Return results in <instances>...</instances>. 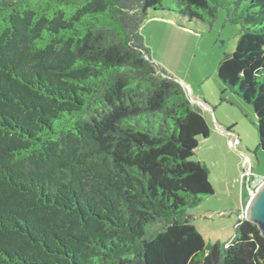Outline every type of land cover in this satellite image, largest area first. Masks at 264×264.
<instances>
[{
  "label": "trees",
  "instance_id": "16d2710c",
  "mask_svg": "<svg viewBox=\"0 0 264 264\" xmlns=\"http://www.w3.org/2000/svg\"><path fill=\"white\" fill-rule=\"evenodd\" d=\"M220 8L240 26L221 91L264 150V0H0V264H264L255 224L206 244L187 213L214 194L193 159L210 129L140 33L149 11Z\"/></svg>",
  "mask_w": 264,
  "mask_h": 264
},
{
  "label": "rangeland",
  "instance_id": "374dc122",
  "mask_svg": "<svg viewBox=\"0 0 264 264\" xmlns=\"http://www.w3.org/2000/svg\"><path fill=\"white\" fill-rule=\"evenodd\" d=\"M156 14L159 18H170L172 23L143 21L140 33L151 61L171 77L182 74L194 85L200 81L199 88L206 93L210 106L209 111L200 109L209 121L211 135L200 140L193 159L206 161L215 192L187 213L193 216V223L206 244L224 243L234 234L249 187L254 190L264 180V150L257 148V118L253 108L235 94H222L223 85L217 75L223 53L235 49L240 26L227 22L222 8L211 25L200 21L189 23L171 12L149 11L148 18ZM186 92L189 96V89ZM221 97L228 102H220ZM231 122L235 123L228 127ZM215 123L238 134L235 146L221 140L220 145L217 143L220 133ZM246 172H250V177L244 181L242 176ZM159 230V224L147 227L145 238Z\"/></svg>",
  "mask_w": 264,
  "mask_h": 264
},
{
  "label": "crops",
  "instance_id": "0c3cea01",
  "mask_svg": "<svg viewBox=\"0 0 264 264\" xmlns=\"http://www.w3.org/2000/svg\"><path fill=\"white\" fill-rule=\"evenodd\" d=\"M147 20H158V21L161 20L160 22L165 23V24H168L166 22L172 23V20L170 18H159L158 16L157 17H150ZM161 71L165 72L163 69ZM173 78L175 80H177L183 86V88L185 89V92H186V89H189V96H188L187 92H186V94L193 104H195L199 108L200 107L203 108L205 111H209L210 106L206 102V100H208V97H207L206 93L201 88H199L200 81L197 84H195L196 85V87H195V85L191 84L190 81L187 80L186 76H184L182 74H180V75L178 74L177 76H173ZM204 118H205L209 128L211 129V126H210L209 121L207 120L206 116H204ZM233 123H235V122H231L230 124H228V127H230ZM216 127H217L216 129L220 133L219 135H218V133H216L218 135V138L216 139L218 144H219V140L228 144L229 140H235L239 137L238 134H234L233 131L228 132V128L226 130H224L220 124H216ZM214 131H215V129H214ZM214 131H212V132H214ZM210 135H211V131L209 133V136ZM203 163H206V161H204ZM210 182L212 184V181H210ZM212 186H213V184H212ZM214 192H215V190H214ZM248 195H250L249 192H248ZM246 203H247V201L242 204V208L240 211V217L241 218H243L244 208H245Z\"/></svg>",
  "mask_w": 264,
  "mask_h": 264
},
{
  "label": "water",
  "instance_id": "95a60500",
  "mask_svg": "<svg viewBox=\"0 0 264 264\" xmlns=\"http://www.w3.org/2000/svg\"><path fill=\"white\" fill-rule=\"evenodd\" d=\"M243 218L255 224L264 237V180L252 190L244 208Z\"/></svg>",
  "mask_w": 264,
  "mask_h": 264
},
{
  "label": "built area",
  "instance_id": "2783aa9c",
  "mask_svg": "<svg viewBox=\"0 0 264 264\" xmlns=\"http://www.w3.org/2000/svg\"><path fill=\"white\" fill-rule=\"evenodd\" d=\"M228 144L230 145V146H235V141L234 140H229L228 141ZM248 177H250V172H246V173H244L243 174V176H242V180H248L249 178ZM251 192H252V189H250V187H249V193L251 194Z\"/></svg>",
  "mask_w": 264,
  "mask_h": 264
}]
</instances>
